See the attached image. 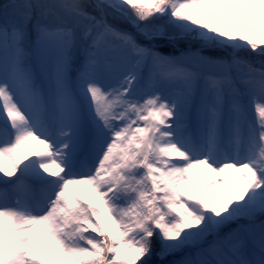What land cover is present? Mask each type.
<instances>
[{"label":"snow or ice","instance_id":"6c2138e0","mask_svg":"<svg viewBox=\"0 0 264 264\" xmlns=\"http://www.w3.org/2000/svg\"><path fill=\"white\" fill-rule=\"evenodd\" d=\"M0 7V264H264V0Z\"/></svg>","mask_w":264,"mask_h":264},{"label":"rangeland","instance_id":"374dc122","mask_svg":"<svg viewBox=\"0 0 264 264\" xmlns=\"http://www.w3.org/2000/svg\"><path fill=\"white\" fill-rule=\"evenodd\" d=\"M12 2H13V0H8V2L6 4L12 3ZM2 12H3V9L1 8L0 9V21H2ZM120 27L128 28L129 30H131L128 25L121 24ZM158 50L165 53V54H168L171 51V49L169 47H165V46H161Z\"/></svg>","mask_w":264,"mask_h":264},{"label":"trees","instance_id":"16d2710c","mask_svg":"<svg viewBox=\"0 0 264 264\" xmlns=\"http://www.w3.org/2000/svg\"><path fill=\"white\" fill-rule=\"evenodd\" d=\"M7 2H8V0H1V1H0V6L6 4ZM1 8H2V7H0V9H1Z\"/></svg>","mask_w":264,"mask_h":264},{"label":"bare ground","instance_id":"6f19581e","mask_svg":"<svg viewBox=\"0 0 264 264\" xmlns=\"http://www.w3.org/2000/svg\"><path fill=\"white\" fill-rule=\"evenodd\" d=\"M208 177H206V179H207Z\"/></svg>","mask_w":264,"mask_h":264}]
</instances>
